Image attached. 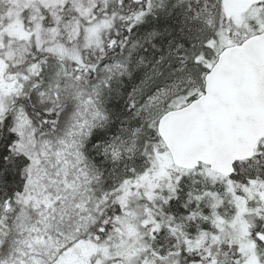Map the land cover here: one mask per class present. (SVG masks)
<instances>
[{
    "label": "snow or ice",
    "instance_id": "obj_1",
    "mask_svg": "<svg viewBox=\"0 0 264 264\" xmlns=\"http://www.w3.org/2000/svg\"><path fill=\"white\" fill-rule=\"evenodd\" d=\"M0 264H264V0H0Z\"/></svg>",
    "mask_w": 264,
    "mask_h": 264
}]
</instances>
